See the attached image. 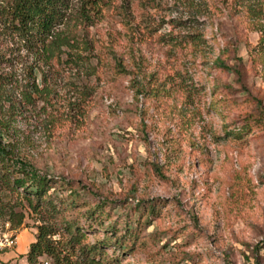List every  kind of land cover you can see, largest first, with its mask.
Segmentation results:
<instances>
[{"label": "rangeland", "instance_id": "1", "mask_svg": "<svg viewBox=\"0 0 264 264\" xmlns=\"http://www.w3.org/2000/svg\"><path fill=\"white\" fill-rule=\"evenodd\" d=\"M99 3L75 31L83 61L53 64L51 106L23 107L16 122L28 157L116 203L112 215L156 202L142 218L147 248L112 264H254L264 242V0L257 18L240 0ZM191 31L205 38L198 50L176 43ZM219 55L238 73L213 65ZM0 57L20 99L33 57L1 30ZM140 85L153 92L137 93ZM33 223L0 230L29 236ZM26 248L1 249L0 264H23Z\"/></svg>", "mask_w": 264, "mask_h": 264}, {"label": "trees", "instance_id": "2", "mask_svg": "<svg viewBox=\"0 0 264 264\" xmlns=\"http://www.w3.org/2000/svg\"><path fill=\"white\" fill-rule=\"evenodd\" d=\"M240 1L251 18L260 16L256 0ZM99 12V0H0V30L18 41L33 57L20 99L14 93L9 75L0 71V224L7 223L9 229L16 230L31 216L39 220L32 224L36 232L24 254L23 264L44 261L47 264H112L148 246L142 232L147 225L142 224V218L154 217L156 202L130 203L133 205L122 214L112 215L118 206L116 203L98 196L79 181L39 170L18 138L16 122L23 116V107L51 106L53 92L47 74L52 65L83 61L75 53L80 49L75 31L90 26L92 16ZM71 14L75 16L72 34L63 26ZM183 38L176 43L190 44L194 50L206 42L198 31L188 32ZM233 56L240 61V57ZM112 58L118 72L129 73L120 57ZM230 58L219 55L213 65L238 73L235 65L228 64ZM148 92H153L148 86L137 88L139 94ZM85 96L83 92L81 99ZM71 107L70 110H76L73 103ZM80 107L77 114L81 112ZM263 244L253 250L254 264H260L258 258ZM145 260V264H157L148 262L147 257Z\"/></svg>", "mask_w": 264, "mask_h": 264}, {"label": "built area", "instance_id": "3", "mask_svg": "<svg viewBox=\"0 0 264 264\" xmlns=\"http://www.w3.org/2000/svg\"><path fill=\"white\" fill-rule=\"evenodd\" d=\"M6 226H8L7 223H5ZM17 242V236L15 233H7L2 232L0 230V250L4 248H10L14 246ZM43 264H47L46 261L43 262Z\"/></svg>", "mask_w": 264, "mask_h": 264}, {"label": "crops", "instance_id": "4", "mask_svg": "<svg viewBox=\"0 0 264 264\" xmlns=\"http://www.w3.org/2000/svg\"><path fill=\"white\" fill-rule=\"evenodd\" d=\"M21 234H18V235H16L17 236V247H18V249H19V246L21 245V244H23V242H26V244H27V248H26V250L23 252V251H18L19 253H21L22 254V258H23V262H24V254L26 253V251H27V249H28V246H29V244L34 240V234L32 233L31 235H29V236H27L26 234H24V233H22V232H20Z\"/></svg>", "mask_w": 264, "mask_h": 264}]
</instances>
